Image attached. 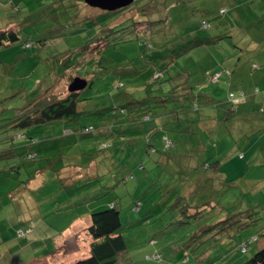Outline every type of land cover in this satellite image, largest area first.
<instances>
[{
  "label": "rangeland",
  "instance_id": "1",
  "mask_svg": "<svg viewBox=\"0 0 264 264\" xmlns=\"http://www.w3.org/2000/svg\"><path fill=\"white\" fill-rule=\"evenodd\" d=\"M217 2L135 0L113 13L91 7L84 0H0V31L13 28L19 35L14 46L0 49V93L22 90L28 96L10 102L20 105L54 82L56 92L65 94L73 78L81 77L87 82L81 94L88 100L78 105V122L94 129L84 137L66 134L60 142L61 154L46 140L34 144L28 152L36 153V161L22 160L25 164L19 167L20 175H14L17 180L0 172V264L38 259L80 214L84 216L80 220L84 237L86 217L101 211L105 205H100L110 200L121 210L126 243L116 264H239L257 254L264 239V141L251 134L253 124H244L243 114L222 121L234 123L237 132L248 129L249 134L234 133L233 139L225 136L223 124L219 130L217 127L218 137L204 134L205 121L194 122L192 114L196 117L194 111L198 110L203 117L210 115L207 104L240 105L242 113L247 106L264 104V0ZM114 18L130 21L121 25L126 29L107 40L111 45L102 52V59L95 57L96 52L90 53L85 45L101 25H113ZM131 19L144 23L136 27ZM193 34L210 37L212 42L176 57L175 51ZM86 55H91L92 61ZM227 59H232L233 64L228 65L233 69L237 66L233 75L223 72L219 64ZM159 72L164 76L154 81ZM214 74L218 79L213 82ZM118 83L123 86L113 88ZM139 99L145 105L135 110L149 117L140 120L146 131L145 125L157 126L155 116L161 123L169 121L171 117L165 116L169 110L163 109L177 105L172 116L177 115L179 123L173 125L182 130L183 143L173 147L174 152L164 149L152 157L135 151L125 154V150L113 155L110 149L96 155L101 142H108L110 136L139 134L129 129L138 122L128 123L127 116L118 119L121 106L127 104L128 112L133 111L132 102ZM191 99L201 109L186 113ZM217 114L222 116L221 111ZM115 118L118 125L111 120ZM58 130L56 127L49 136ZM41 144L45 155L39 153ZM231 144L239 154L225 160L223 150ZM181 151L202 159L186 167L187 157L171 156ZM87 165V174L73 175ZM62 170L66 178L60 175ZM189 185L192 188L187 191ZM179 196L190 206L210 203L187 219L182 201L176 200ZM135 198L141 203L139 210L133 209ZM243 244L245 253L240 250ZM85 253L86 248L80 247L77 255L83 258ZM69 255H62V264L70 263L64 261L71 259V252ZM43 264H54V258Z\"/></svg>",
  "mask_w": 264,
  "mask_h": 264
},
{
  "label": "trees",
  "instance_id": "2",
  "mask_svg": "<svg viewBox=\"0 0 264 264\" xmlns=\"http://www.w3.org/2000/svg\"><path fill=\"white\" fill-rule=\"evenodd\" d=\"M117 11L118 10L113 13H116ZM134 12L136 14V11ZM136 15L132 16L131 14V17L135 19ZM119 19L120 18H114L113 25L111 21V24L108 27H104L101 25V27L98 28L99 30L97 29L98 33L95 38L91 42H89L88 45H85L87 50H90V53L96 52L94 54L95 57H99L100 59H102V52L105 51L106 48H109L111 45L109 41L107 42V40H110V38L112 39L113 35L126 29L121 28V25L126 21H130V18H122L120 19V21H118ZM131 21L133 22V25H136V27H138V25H143L144 23V21H139V19H137L136 21L131 19ZM96 23H100V21L96 20ZM203 27L207 28L205 24L203 25ZM196 34L191 35L192 38L190 40H187L186 43H184L179 49L175 51L176 57L187 54L192 49L197 48L200 44H204V42H212V38H199ZM18 40L19 35L13 28H7L6 30L0 31V49L4 50L5 48L14 46ZM22 43L28 45L27 40H24V42ZM86 56L90 59H88L89 61H92L91 55ZM223 72L230 74V71L226 68H224ZM215 75L216 74L212 75V77L210 78L213 82L215 81L213 80V77ZM162 76L164 75L161 72L154 74V81L160 79ZM217 79L218 78H216V81ZM57 86V83L54 82L46 90L38 94H34L36 96H34L31 100H26L20 105H11L10 102L14 100V102L16 103L17 100L25 99L28 94L23 93L22 90H11L8 93H0L1 174H4L6 172L8 176H13V178L17 180V177L14 175L15 173L17 175H20L19 167L24 166L25 164L22 160H32V162L36 161V153L28 152L31 150L34 144L42 143V141L46 140L49 145L55 147V153L61 154L60 142L63 141L64 137L67 136L66 134H71V136L78 134L79 137H84L92 134V132L94 131L91 126L80 125V123L78 122V118L80 116L78 105L88 99L82 97L81 91L69 92L67 90L65 94H59L56 92V89L58 88ZM119 86L121 87L123 86V84H114L113 88H117ZM184 100L185 99L183 97L182 99L180 98V102L183 103V106L187 104L186 102H184ZM227 100L231 102L232 98L228 97ZM143 102L144 100L142 99L134 100V102H132L134 110L130 112H128V109H126L127 104H124L119 108L118 119L127 116L126 118L128 123H139L137 126L129 128L130 130H138L139 134H136L135 131H133V133H125L124 138L129 136L133 143L136 142V145L138 146H136V151L144 153L143 157H145L146 155H149L151 157L156 156L159 151L162 153L164 149H172V152H174L175 150L173 149V147L175 148V146L183 143V141L181 140L182 130L175 129L173 125V123H179L177 115L172 116L173 113L176 114V111L174 112V110L176 109L177 105H172V107H170L169 109H163V111L169 110L165 115L168 118L171 117L169 121L164 120L163 123H161L162 119L160 120L159 116H155V118H157V126L154 125V127H147V125H145V128H148L146 131L144 130V128H142L144 127V125L142 127L140 126V120H149V117L144 113L138 114V111L140 110H135L145 105ZM193 102L194 101L192 99L188 101V103H190V108L188 110H185L184 112H190L200 106L199 104H193ZM231 109V113H237V107L234 108L232 106ZM261 109H263V107ZM160 112H162V110H160ZM118 119L115 118L111 120L115 123V125H118ZM138 119L139 121H136ZM170 122H172V127L170 126ZM77 123H79L78 126L74 127V125H76ZM56 127H59V132H57L55 136H49V134L52 133L56 129ZM38 128H42V130L37 131ZM156 134H159V137ZM153 135L155 136V138L151 143L150 138ZM159 141H162V145L159 144ZM123 145L125 144L123 143ZM109 147H112V144H109ZM105 149L109 150L108 147H106ZM39 153L45 155L46 151L44 145H42V151ZM236 153L234 155H236ZM172 154L173 155L171 156L176 159L178 158V154L181 153L175 152V154ZM47 155H50V153H48ZM229 157L231 156L229 155ZM167 158L170 159V157ZM18 159H20L21 162H18ZM156 161L157 164L160 162V160L157 159ZM206 165L207 167L209 166V164ZM141 166L143 167L142 164ZM8 169H10L12 172H9ZM113 187L114 185L110 186V189H112ZM110 189H108L107 192H109ZM176 200L182 201V210L185 214L184 218L187 219L193 218V216L197 214L199 210L201 211V209H204V207L210 203L208 202L201 205L190 206L186 203V198L183 196H179L178 198H176ZM133 204L134 210H139V208L141 207L139 199L135 198L133 200ZM105 205L106 206L101 211L90 214V225L87 229V232L90 236V241L88 244V255L86 257L76 259L70 264H116L119 255L126 251L125 239L121 232V210L117 206L115 200H110ZM224 220L225 222L228 221V219ZM252 239L248 240L250 241ZM240 250L242 253H245L246 251V249L245 251H242L241 248ZM239 264H264V250H261L260 252L258 251L255 256H252L251 258Z\"/></svg>",
  "mask_w": 264,
  "mask_h": 264
},
{
  "label": "crops",
  "instance_id": "3",
  "mask_svg": "<svg viewBox=\"0 0 264 264\" xmlns=\"http://www.w3.org/2000/svg\"><path fill=\"white\" fill-rule=\"evenodd\" d=\"M215 1H216V4H217L218 3L217 0H215ZM236 6H240V4H237ZM263 42H264V39H263ZM263 45H264V43L262 44V46ZM256 48H259V46H256ZM219 64H221L222 67L226 68V66L228 64H233V61H232V59H227L226 62H224L223 64H222V62H220ZM228 66H229V69L228 68H226V69H228L230 71V75L235 74V72L237 70V66L234 69L232 68V65H228ZM245 76H247V75H244V76H241V77H245ZM186 79H188V75H187ZM236 106H237V113L235 114V113H231L230 112L232 110L231 109L232 107L227 108L226 105H221V104H219L218 106H215L213 104H207V105H205V107H209L211 109L210 110V115H206L205 117H203V116L199 115V111L198 110H195L194 113L196 114V117L192 114L193 121L195 122V120H197V122H201V120H204L205 121V126L202 125V127H203L202 129L204 130V134H208V132H209V135H214L215 134V136H217V137L219 136V133H218L219 131L218 130L221 128V126L223 124L224 127H225V129H224L225 136H228L229 138L233 139L234 133L236 134V133H240L241 132V133L245 134V133H248V129L246 131L243 129V130H239L240 132H237L236 131V129H237L236 127L237 126H235L234 123H230V122H228V123L227 122L226 123L223 122L222 123V121L223 120L227 121V120H230L232 117H236L237 115L243 114L244 117L242 116V122L244 124H245V122L248 123V124H251V123L253 124V126H250V129L252 130L251 134H257L258 138L261 137L260 140L264 141V138H263L264 137V104H261V105L252 104V105H250V107L247 106L246 110H245V113L244 112L242 113V110L240 109L241 108L240 105H236ZM262 107H263V109H261ZM198 109H201V108H198ZM220 111L222 112V116L217 114ZM246 115H249V117H247ZM220 118H223V119L221 120ZM188 120H192V119H188ZM237 121H239V120L237 119ZM190 123H193V122H190ZM243 123L240 122V124H239L240 127H242V128H244ZM217 127H219L218 130H217ZM143 133H145V132H143ZM231 133H233V134H231ZM235 136H237V135H235ZM101 143H102L101 144L102 146H101L100 150L99 151H95L96 155L100 154V152H104L106 150L105 149L106 147H108L110 149V151L113 150V155H114V153L119 152L120 150L121 151L125 150L124 151L125 154H132V151H135V154H137V155L140 153V151H136V149L138 147L136 145L137 143L136 142L133 143L129 136L124 138V136H120V135L119 136H115V135H113L112 137H110L108 142H101ZM123 143L125 145H123ZM109 144H112V147H109ZM235 149L236 148H234V145L231 144V145L228 146V148L223 150L224 151L223 154L225 155V157H224L225 160H227L229 158L231 159V158H233V157H235L236 155L239 154V152H237V153L234 152ZM181 152H180L181 154H178V156H180L181 160L185 159L186 157L188 158L187 160H184V161H186L188 163V164H186V167H190L191 163H193L194 161H195V163H196V161L199 163L200 160L202 159L201 156H195V155L191 156V154H188V152H185V151H181ZM217 153H219V152H217ZM217 153H215V155H217ZM235 153H236V155H234ZM228 154L231 157H229ZM182 155H184V156H182ZM241 156L244 157V154H241ZM135 159L136 158H133V160H135ZM197 165H196V167H197ZM84 167L80 168V169H82V171H80V169H78V170L76 169L73 172V175H74V173H79L80 175H82L83 173L87 174L88 173L87 171L90 170V167L87 165V167H85V171L83 170ZM64 170L60 171V175L62 174L65 177ZM94 172H95V167H94V170H93V174H94ZM191 188H192L191 185L187 186V191H190ZM1 197H2V195H0V198ZM254 203H256V202H254ZM103 205H105V204L102 203L100 205V207H102ZM251 205H253V204H251ZM105 206H103V208H101V210L104 209ZM96 207H98V206H96ZM64 210H66V209H64ZM92 211H94V210L89 209V212H92ZM61 216L63 217V216H65V214H63ZM83 217L84 216L82 214H80L78 219H75L73 222H71V224L67 228H65V230L63 232L59 233V235L55 239H53V241L51 243L53 245L52 249L47 250L38 259H36V258H35V260L31 259V260L25 261V262H23L21 264H38V263L43 264V263L49 262V260L51 258H54V264H62V262H63L62 255L63 256H67L69 258L70 257V255L68 256L69 252H71V259H67V257H66L65 258L66 260H64V261L72 263L74 260L81 258L79 255H77V253L80 251V247L86 248L85 256H83V257H86L88 255V244H89V241H90V236H89V234L87 232V229H88V227L90 225V215H88V217H86V222H87L86 224L87 225H86V228H84L85 229L84 230L85 231V233H84L85 236L84 237H83L82 234H80V231L82 230V227H83L81 225V221L80 220ZM29 228L30 227H27L28 230L32 229V228H30V229ZM32 233H34V230L31 231L30 233H28L27 235L29 236ZM261 241H262V243H261V245H259V249H258L259 252L261 250L262 251L264 250V239L261 240ZM26 244H29V242H27ZM68 244H70V245H68ZM68 247H70V248H68ZM63 248H68V249H64L63 252H62ZM58 257L60 258V260L56 261V259ZM9 264H20V263H18L17 261H12Z\"/></svg>",
  "mask_w": 264,
  "mask_h": 264
},
{
  "label": "water",
  "instance_id": "4",
  "mask_svg": "<svg viewBox=\"0 0 264 264\" xmlns=\"http://www.w3.org/2000/svg\"><path fill=\"white\" fill-rule=\"evenodd\" d=\"M135 0H84V2L91 6L106 11H116L130 6ZM87 82L80 78L75 77L68 85L69 92H78L85 88Z\"/></svg>",
  "mask_w": 264,
  "mask_h": 264
},
{
  "label": "built area",
  "instance_id": "5",
  "mask_svg": "<svg viewBox=\"0 0 264 264\" xmlns=\"http://www.w3.org/2000/svg\"><path fill=\"white\" fill-rule=\"evenodd\" d=\"M216 78H217V75H215V76L213 77V80H216ZM19 234H23V232H22V231H19ZM253 240H254V239L250 240L249 242H252ZM245 247H246L245 244H243V245L241 246L242 251H245ZM153 258L156 259V258H157L156 255H155Z\"/></svg>",
  "mask_w": 264,
  "mask_h": 264
}]
</instances>
